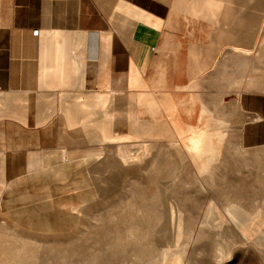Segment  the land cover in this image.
<instances>
[{"label": "crops", "instance_id": "0c3cea01", "mask_svg": "<svg viewBox=\"0 0 264 264\" xmlns=\"http://www.w3.org/2000/svg\"><path fill=\"white\" fill-rule=\"evenodd\" d=\"M263 41L264 0H0V167L19 177L8 192L41 168L56 207L45 153L71 163L115 138L225 122L242 147L264 146V93L219 81Z\"/></svg>", "mask_w": 264, "mask_h": 264}, {"label": "rangeland", "instance_id": "374dc122", "mask_svg": "<svg viewBox=\"0 0 264 264\" xmlns=\"http://www.w3.org/2000/svg\"><path fill=\"white\" fill-rule=\"evenodd\" d=\"M219 74L222 90L237 78L264 93V41ZM75 154L45 153L54 208L41 168L11 196L19 177L0 167V264H264V146L242 147L225 122Z\"/></svg>", "mask_w": 264, "mask_h": 264}, {"label": "bare ground", "instance_id": "6f19581e", "mask_svg": "<svg viewBox=\"0 0 264 264\" xmlns=\"http://www.w3.org/2000/svg\"><path fill=\"white\" fill-rule=\"evenodd\" d=\"M254 227H255V224L251 225V226H250V229H253Z\"/></svg>", "mask_w": 264, "mask_h": 264}]
</instances>
